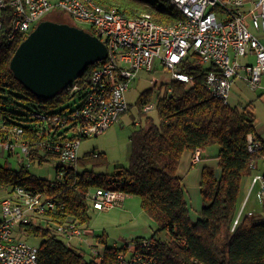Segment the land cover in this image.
<instances>
[{
  "label": "trees",
  "instance_id": "16d2710c",
  "mask_svg": "<svg viewBox=\"0 0 264 264\" xmlns=\"http://www.w3.org/2000/svg\"><path fill=\"white\" fill-rule=\"evenodd\" d=\"M94 1L103 7H113L128 18L149 14L153 21L163 24L181 18L178 9L167 0ZM52 13L48 12L43 19L58 21ZM7 27L5 22L0 32V120L7 127L22 126V137H29L32 144H37L46 135L36 134L32 112L37 109L58 111L56 108L73 98L78 104L79 95H72L64 88L52 98H41L15 78L9 63L22 39L7 42L4 36ZM86 30L95 34L92 27ZM97 64L87 66L73 83L88 82ZM179 69L192 77L189 83L171 79L161 83L155 93L157 81H154L152 87L138 96L126 166L116 165L110 173L96 171V168L107 167L108 161L104 152L95 149L79 156L74 165L58 161L54 169L55 172L63 170L60 179L49 180L28 168L0 164V197L20 185L41 192L54 202V208L43 216H34L17 227V238L20 234L41 238L37 264H112L116 254L126 250L127 247L105 245L101 258L92 257L83 249L68 246L55 230L56 224L66 220H73L81 228L89 225L90 209H96L87 192L96 187H108V177L116 182L111 188L137 196L140 207L153 220L155 228L148 237L154 240L156 264H264V220L244 214L232 227L240 207L242 178L250 174L253 161L264 157L263 143L253 151L248 148V134L261 141L256 134L251 103L242 106L223 103L211 95L205 88L206 73L213 70L210 65L195 64L188 57ZM168 87L171 91L167 93ZM17 101L27 106L23 114L5 108ZM152 102L155 116L142 111L145 104ZM135 120L139 121L138 125ZM0 140H4V135L0 134ZM214 145L219 147L213 156L217 159V168L209 165L201 168L198 186L201 207L198 216L192 217L183 180L177 173L178 166L184 151L193 154L199 149L200 159H203L201 152ZM6 156L11 154L7 152ZM30 159L40 167L57 160V155L38 148ZM104 236L102 233L95 237L102 241ZM141 238L129 239V246L136 245Z\"/></svg>",
  "mask_w": 264,
  "mask_h": 264
},
{
  "label": "built area",
  "instance_id": "2783aa9c",
  "mask_svg": "<svg viewBox=\"0 0 264 264\" xmlns=\"http://www.w3.org/2000/svg\"><path fill=\"white\" fill-rule=\"evenodd\" d=\"M181 14L173 23H157L149 14L128 18L113 7H103L94 0H0V32L4 23L7 42L22 40L54 10L67 13L71 20L95 30L105 43L107 55L98 61L83 85L67 86L70 94L79 95V103L58 111L34 110L36 134L46 138L32 144L22 137L24 128L18 124L7 127L0 120V153L9 152L16 158V167L28 168L35 149L57 155L64 165H74L79 158L78 149L83 138L101 134L109 129L129 105L125 93L138 72H151L156 64L170 70V79L189 83L191 76L179 69L190 57L195 64L210 65L205 77V88L223 103L229 102L235 80L250 88L261 87L264 76V0H167ZM80 27V26H78ZM85 29V28H83ZM86 30V29H85ZM243 58L244 61H240ZM158 80L151 79V83ZM171 87L166 89L170 92ZM154 103L145 104L142 111L154 110ZM135 125L139 124L135 120ZM250 151L262 146L253 134L247 136ZM200 151L196 149L192 161L197 162ZM63 170L58 169L56 179ZM108 187H96L87 197L96 210L120 206L127 194L110 186L116 182L107 178ZM258 184L257 202L264 207V173L251 178L250 190ZM247 198L234 217V228L244 215ZM54 208V202L41 192H33L17 185L13 191L0 197V264H37V247L30 246L23 234L17 238V227L34 216H43ZM251 215V212L247 213ZM56 233L71 245L77 237L79 248L82 229L73 220L60 222ZM124 241L125 251L116 254L112 264H156L154 240L142 237L136 245ZM90 256L101 258L103 252L95 246Z\"/></svg>",
  "mask_w": 264,
  "mask_h": 264
},
{
  "label": "rangeland",
  "instance_id": "374dc122",
  "mask_svg": "<svg viewBox=\"0 0 264 264\" xmlns=\"http://www.w3.org/2000/svg\"><path fill=\"white\" fill-rule=\"evenodd\" d=\"M52 17L55 18V20L63 21V22H73L70 18V16L67 13H64L59 10H54L52 13ZM74 23V22H73ZM78 26L81 28H87V25L82 23H77ZM240 61H244L243 58H240ZM156 78L158 80L157 86L154 89V92H158V86L163 83L167 82L170 77V70L166 68H162L159 64H156V67L151 72H146L144 70H141L138 72L137 77L135 80H133L129 86V89L125 93L126 101L129 105V109L122 113L119 116V119L106 131L102 132L101 134H98L96 136L83 138L81 140L79 149H78V155L82 156L85 152H89L93 149L96 151L104 152L105 157L108 161V166L103 168H96V171L99 172H112L114 166L116 165H124L126 166L129 161L130 151H131V144L129 140V135L131 131L134 128V125L132 124L133 117H136L137 115V106H136V100L140 93L149 88L152 87L151 79ZM238 81H241L238 79ZM237 83V80L235 81V84ZM243 83V82H242ZM237 84L234 85L231 89L230 93V103L231 104H242L244 101L240 100L238 97L240 93L247 92V88H243L244 90H241ZM163 91V88L161 89ZM250 93V92H249ZM75 98L71 99L67 103L63 104L61 107L56 108V110L63 109V107L72 108L76 106L75 104ZM240 101L238 102L237 101ZM26 105L23 104L21 101H17L15 105H6L5 108L8 111L11 112H17L23 114ZM150 114H153L155 116L154 111L149 112ZM214 150V152H217L219 147L217 145H214L212 147H209L206 151L209 152V150ZM58 160L45 162L42 166H38L36 163H31L28 167V170L32 173L37 174L38 176H41L43 178L53 180L56 176V172L54 169V166L57 164ZM8 163L12 166V168L16 167V158L14 155L6 156V153L1 154L0 153V164ZM134 200L136 202L135 211H139L140 216H138V221L141 220L140 217H142L144 220L148 219L149 217L146 215V213L142 210V208L139 206L138 200L139 198L137 196L134 197ZM117 207V206H116ZM114 210L116 209H108V210H96L93 211L90 209V222L89 226L94 229V235H100L102 234V230L105 229L109 236L114 235L116 237H122L121 232L119 231L122 228H125L129 225L132 216L135 215V212L132 214L126 213L125 211L119 209L120 215H113ZM134 217H137L136 215ZM117 219V220H116ZM256 219L259 221L264 220L263 215L261 216L256 215ZM149 220V219H148ZM152 222V226L154 229L155 224ZM30 246L37 247L41 241V238L39 236H27L23 237ZM117 239V238H116ZM109 242H112L113 238L108 239ZM128 241V240H126ZM123 243V242H122ZM120 245L121 242H118ZM71 245L73 246L72 242ZM86 254H88L87 249L83 248Z\"/></svg>",
  "mask_w": 264,
  "mask_h": 264
},
{
  "label": "water",
  "instance_id": "95a60500",
  "mask_svg": "<svg viewBox=\"0 0 264 264\" xmlns=\"http://www.w3.org/2000/svg\"><path fill=\"white\" fill-rule=\"evenodd\" d=\"M106 55V45L98 36L66 22L44 19L18 44L9 66L33 94L52 98Z\"/></svg>",
  "mask_w": 264,
  "mask_h": 264
},
{
  "label": "crops",
  "instance_id": "0c3cea01",
  "mask_svg": "<svg viewBox=\"0 0 264 264\" xmlns=\"http://www.w3.org/2000/svg\"><path fill=\"white\" fill-rule=\"evenodd\" d=\"M236 81V80H235ZM243 81L237 80V86L244 90L243 88H247L248 91L244 93H240L239 99L244 101V103L239 105H245L247 103L250 104V108L252 113L255 116V130L256 134L259 137V139L264 144V76L261 78L260 85L261 87H258L256 89L250 88L247 86ZM235 82L233 83L232 87L236 85ZM236 86V87H237ZM243 87V88H242ZM250 92V93H249ZM231 93V92H230ZM231 97V96H230ZM229 97V102H230ZM238 101V99H237ZM240 102V101H238ZM208 149V148H207ZM205 149L203 152H201V155H203L205 158L200 159L197 162L192 161V152L191 151H184L182 154L177 173L182 178L184 189H185V197L188 202V205L190 207V214L192 217L198 216L200 212L201 207V201L199 196V180H200V174H201V168L204 165L213 166L214 168H217V159L213 156L217 153L214 152V150H209L207 152ZM264 173V157L257 159L253 161L250 169V174L246 175L242 178L241 184H240V193H239V203L240 205L244 202L245 198L246 204L244 206V214H247L248 212H251L255 218L256 215H263L264 217V207L261 206L257 200H256V192L258 190V184H256L251 190V178L255 174H261ZM135 196L132 195H125L123 199L121 200V205L114 207L112 209L114 210V216L120 215L119 209L125 211L126 213L132 214L135 212V215L137 217L132 216L131 221L128 226L125 228L120 229L119 231L122 234V237H116L114 235L109 236L105 229L102 230L101 233H103L105 236L104 240L100 241L96 239L94 235V229L87 225L86 227L81 228L82 229V235L81 242L79 245L80 249H87L88 254L90 253V248L96 246L98 250L101 252L104 251L105 245H111V246H121L124 241L129 240L131 238L135 237H143V236H149L152 232L153 226L151 225L153 221L149 216L148 219L137 220L138 216H140L139 211H135L136 202L134 200ZM139 206L140 201L138 200ZM117 220V219H116ZM154 223V222H153ZM109 238H113L112 242H109ZM77 240V237L72 239V244L75 245ZM118 242H121L119 245ZM123 242V243H122Z\"/></svg>",
  "mask_w": 264,
  "mask_h": 264
}]
</instances>
